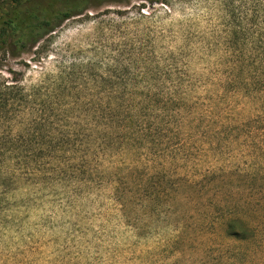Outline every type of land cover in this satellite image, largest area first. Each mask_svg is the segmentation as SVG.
I'll return each mask as SVG.
<instances>
[{"label": "rangeland", "instance_id": "1", "mask_svg": "<svg viewBox=\"0 0 264 264\" xmlns=\"http://www.w3.org/2000/svg\"><path fill=\"white\" fill-rule=\"evenodd\" d=\"M0 65V264H264L223 228L264 221V0H119Z\"/></svg>", "mask_w": 264, "mask_h": 264}, {"label": "trees", "instance_id": "2", "mask_svg": "<svg viewBox=\"0 0 264 264\" xmlns=\"http://www.w3.org/2000/svg\"><path fill=\"white\" fill-rule=\"evenodd\" d=\"M117 1L119 0H0V51L29 53L65 22L83 16L91 9ZM143 1L153 3L156 0ZM223 228L225 238L234 243L264 239V221L259 227H253L240 218L231 217Z\"/></svg>", "mask_w": 264, "mask_h": 264}]
</instances>
